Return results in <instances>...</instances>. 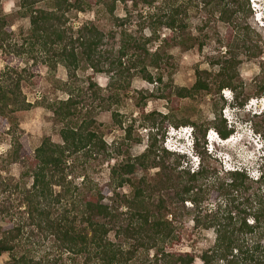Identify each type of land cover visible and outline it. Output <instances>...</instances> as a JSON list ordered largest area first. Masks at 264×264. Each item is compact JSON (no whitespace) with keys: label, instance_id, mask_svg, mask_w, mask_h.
<instances>
[{"label":"trees","instance_id":"obj_1","mask_svg":"<svg viewBox=\"0 0 264 264\" xmlns=\"http://www.w3.org/2000/svg\"><path fill=\"white\" fill-rule=\"evenodd\" d=\"M106 1L19 0L18 15L29 19V29L18 43L13 40L14 32L2 13L0 0V50L5 63L0 75V130L12 136L11 160L23 167L15 183L5 178L0 170V258H8L0 264H67L63 262L65 254L70 256L69 264H195L197 260L202 264H264V169L260 178L253 180L238 170L219 176V172L206 163L210 157L205 147L207 131L212 127L223 140L234 133L221 118V109H215L216 120L202 127L196 120L176 119L172 109L167 114L146 112L145 104L141 105L139 120L141 127L148 130L147 148L136 157L128 154L113 166L105 188L86 174L81 176V184L72 177L77 171L78 155L92 160L108 151L92 116L93 108L105 109L106 100L92 78L89 85L91 110L84 107L82 92L75 96L68 82L63 84L68 98L48 105L61 126V144L45 138L32 151L16 137L15 124L9 123L7 117L31 106L20 89L28 71L17 69L26 57L33 60L34 67L28 72L31 77L38 72L37 63L41 61L53 68L62 65L71 80L77 78L81 66L94 73L107 72L112 80L120 82L118 90L126 89L137 75L151 84L162 83L163 75L152 73L160 70L158 50L150 51L126 30L120 33L119 49L113 53L103 48L105 36L94 22L83 24L76 37L73 28L67 27L72 11H86L107 4ZM116 1L107 4L111 13ZM141 1L148 7L158 1L161 4L142 24L141 28L147 23L151 32L147 44L161 39L162 46H183L187 30L183 6L180 7L177 0ZM203 1L206 6L216 8L221 20L234 28L227 29L225 42L231 54L235 53L231 51L233 47L248 51L253 57L262 53L253 44L254 32L243 21L248 0L244 4L239 0ZM160 28L168 29L169 34L162 38L158 35ZM235 59L237 57L217 60V74L196 71V81L189 89L166 85L161 97L173 104L179 99L194 98L214 90L219 93L229 88L235 94V105L243 106L247 98H242L243 90L236 84L239 75ZM14 60L16 64L13 65ZM263 94L264 86H261L257 96ZM113 96L115 98L109 101H118V94ZM117 115L114 113L113 118ZM115 123L124 131V140H128L130 126L125 127L121 118ZM188 125L193 127L195 152L200 157L198 170L184 168L183 156L161 145L171 126ZM256 130L264 138V121ZM142 141L139 137L135 143ZM117 152H120L119 147ZM170 157L172 164L166 165ZM149 169L159 170L158 183H151L146 177L136 182L132 180L140 170ZM28 180L31 181L29 186L25 182ZM128 184L132 186V195L119 196L117 190ZM169 189L174 190L170 204L175 206L174 211L162 194ZM112 192L120 198L119 203L106 201ZM156 193L160 194L158 198H155ZM13 194L20 196L21 216H15L11 210L14 206L8 205ZM206 200L212 203L202 215L201 207ZM185 203H190L191 208L187 209ZM184 214L189 220L192 218V226L189 221L184 223ZM201 230H213L215 239L208 247L198 249ZM111 234L114 239L110 238ZM39 236L56 252L41 255L36 248Z\"/></svg>","mask_w":264,"mask_h":264},{"label":"rangeland","instance_id":"obj_2","mask_svg":"<svg viewBox=\"0 0 264 264\" xmlns=\"http://www.w3.org/2000/svg\"><path fill=\"white\" fill-rule=\"evenodd\" d=\"M177 1L180 7L183 6L182 9L186 12L187 18L186 42L183 46H162L161 39L153 40L154 43L147 44L146 40L151 37L150 29L147 27V23L145 27H141L143 22H147L146 17L158 10L161 5L159 1L153 7H148L141 0H127L126 2L118 0L111 13L107 4H110L112 0H107V4L102 3L86 11H72L68 15L67 27L73 28L75 37L77 30L83 24L94 22L105 36L103 48L106 50H111L113 53L118 51L122 30H126L128 34L139 39L143 45L146 44L150 51L158 50L161 57L160 70L158 73L157 71H152V73L154 75L162 74L163 81L151 84L137 75L130 80V85L126 89L118 90L120 82L112 80L111 74L107 72L94 73L92 69L81 66L77 71V78L71 80L62 65L53 68L41 61L37 63L38 72H35L31 77L28 72H31L34 67L33 60L26 57L17 69L20 71L26 68L28 71L27 79L22 81L20 89L24 99L31 106L27 110L14 112L7 117L9 123L14 122L15 124L16 137L21 138L32 151L38 148L45 138L51 139L53 143L61 144V126L56 122L48 105L55 100L68 98L67 91L63 89L65 88L64 82H68L71 84L75 96L79 91L82 92L83 105L91 110L92 99L89 85L92 78L93 82L102 89L101 93L106 100L105 109L94 110L93 108L92 116L108 146V151L92 160H85L82 154L78 155V160L75 163L77 171L72 175L77 184H81V176L86 174L93 182L105 188L108 186L110 170L113 166L121 163L128 154L136 157L145 151L148 144V130L141 127L139 120V107L143 104H145L146 112L167 114L172 109L176 119L196 120L202 127L216 120L215 109H221V118L225 120L228 128H233L234 133L229 139L223 140L212 127L207 131L206 145L208 143L207 135L210 131L216 132L223 145L217 146L213 143L209 149L206 148L207 151L209 150L210 156L206 163L217 170L219 176H223L226 171L238 170L245 172L253 180L260 178V175L263 174L262 168L264 169V158L261 157L263 149H260L264 138L257 133L256 128L264 121V94L257 96L259 88L264 86V0H248V4L246 3L244 6L243 21L254 32L252 34L253 44L262 50V53L255 57L248 55V51H239L235 47L231 49L235 53L231 54L230 48L225 42L227 29L234 30V28L229 25V22L221 20L220 12L216 11V8L206 6L203 0ZM239 1L244 4L246 0ZM1 10L14 32L13 40L21 43L22 34L28 32L29 19L18 15L19 0H1ZM168 34L169 30L166 28L158 30V35L162 38ZM1 54L0 50V75L5 69ZM233 57H237L235 67L239 76L236 79V84L243 90L242 98H247L243 106L235 105V94L229 88L223 89L219 93L214 90L194 98L179 99L173 104L161 97L165 94L166 85L189 89L196 81V71L217 74L219 65H215V62ZM14 64H16V60L13 61ZM214 87L212 85L213 89ZM114 94H118V101H109L111 97L115 98ZM108 97L109 99H107ZM230 100L233 101L230 102ZM84 112L85 109L83 114ZM114 113L118 115L113 118ZM120 118L124 121L125 127L130 126L131 128L130 137L126 141L124 140V131L115 123ZM8 127L11 125H7ZM192 129L193 127L190 125L179 128L171 126L161 145L168 148L167 150L170 152L183 156L182 165L184 168L198 170L200 167L198 154H196V163H192L190 157L184 154L186 151L185 140ZM139 137L143 141L135 143ZM12 144V136L0 130V170L5 178L15 183L20 179L23 167L20 163H14L11 160L9 152ZM118 147L120 152H117ZM172 160V157L167 158L166 165L172 164ZM160 175L158 169L140 170L132 177V180L136 182L138 179L146 177L151 183H158L156 181L159 180ZM25 182L28 186L31 185V181ZM117 193L119 196L130 197L132 186L128 184L122 189H118ZM162 194L170 205L171 198L174 197V190H164ZM159 195L156 193L155 198H158ZM19 199L18 194H13L8 203L9 206H14L11 210L15 216L22 214V210L18 208ZM106 201L110 204L119 203L120 198L115 195V192H112ZM211 203L210 200H206L202 204V215L206 214L208 205ZM191 206L190 203H185L187 209ZM170 208L175 210L174 205H170ZM183 220L184 223L189 221L188 224L193 225L192 218L189 220L185 214ZM198 237L197 248L203 249L214 242L215 233L213 230H201ZM110 238L114 239V235L111 234ZM51 247V244L47 240H43L41 236L36 238V248L41 255L51 251L56 252ZM7 260V257L0 258V262ZM70 260L69 255L63 256V262L69 264ZM195 264L202 263L197 260Z\"/></svg>","mask_w":264,"mask_h":264},{"label":"clouds","instance_id":"obj_3","mask_svg":"<svg viewBox=\"0 0 264 264\" xmlns=\"http://www.w3.org/2000/svg\"><path fill=\"white\" fill-rule=\"evenodd\" d=\"M233 100H230V102H232ZM232 110H235V108H232ZM237 111V110H235ZM224 114H225V111H224ZM260 115V114H259ZM226 117V115H225ZM194 131L193 129L191 130V132H189L188 136H187V139L185 140V144H186V151L184 152L185 155H188L191 159V162L192 163H196V152H195V137H194ZM218 134V133H217ZM216 132L215 131H210L209 134L207 135V145H206V148L209 149V146H212L213 143L215 145H223L222 144V141L220 139L219 136H217ZM263 145L260 149H263L262 151V158H264V141L262 142ZM168 149V148H167ZM209 151V150H208ZM260 169V168H259ZM231 171H235V170H231ZM262 175V174H261ZM260 175V176H261ZM257 179V178H256Z\"/></svg>","mask_w":264,"mask_h":264}]
</instances>
